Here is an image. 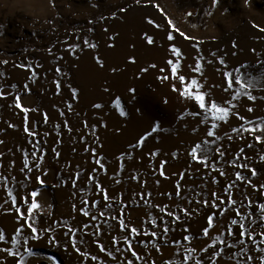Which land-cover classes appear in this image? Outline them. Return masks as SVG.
I'll use <instances>...</instances> for the list:
<instances>
[{
    "label": "rangeland",
    "instance_id": "rangeland-1",
    "mask_svg": "<svg viewBox=\"0 0 264 264\" xmlns=\"http://www.w3.org/2000/svg\"><path fill=\"white\" fill-rule=\"evenodd\" d=\"M261 29L264 0H217L215 6L213 0H0V181H7L6 186L0 184V229L8 237L6 243L0 242V248H11L10 237L22 226L5 187L20 196L38 190L41 205L35 210L40 238L17 245L13 251H18L19 257L0 252V264H13L14 259L24 264H127L129 259L134 264H182L185 255L192 257L189 264L201 257L204 264H212L209 257L214 250L222 252L217 264H260L264 251L259 250L264 244L259 241L264 233L253 234L255 243L247 235L239 237V221L260 220L257 205L264 204V196L253 194L245 200L244 195L254 189L264 191L260 187L264 185V162L259 159L264 155V143L257 144L253 137L259 133L244 132L250 125L230 114L227 122H216L220 126L214 132L219 140L213 145L211 160L197 165L188 151L204 139H213L206 136V130L214 121L209 117L201 124V115H191L199 113V107L182 98L179 91L196 79L209 94L206 102L214 99L219 106H226L224 101H231L237 105L231 111L259 122L264 118ZM169 34L172 40L167 38ZM148 38L153 43L149 44ZM173 47L180 56L171 51ZM169 60L177 66L175 79ZM196 61L202 65V74L194 71ZM234 69L246 85L253 81L252 87L243 90L253 100L242 96L232 101L239 87L235 84L224 91L227 81L223 72L234 77ZM163 76L168 79H161ZM180 76L185 77L183 85ZM173 85L177 91L172 90ZM16 97L21 98L22 107L29 108L27 113L15 107ZM117 100L119 109L114 103ZM95 104L102 107L95 108ZM249 107L252 112L247 111ZM120 111L125 114L121 116ZM234 127L240 131L233 132ZM142 137L147 138L139 146ZM250 143L252 148L247 146ZM215 147L225 155L215 154ZM24 160L32 172L21 171ZM37 163L42 165L40 173L35 170ZM244 164L255 167L258 175L252 177L247 169L234 167ZM237 172L246 179L236 181ZM37 174H41L42 184L35 183ZM212 178L217 182L212 183ZM21 182L26 185L22 190ZM213 191L225 200L215 209L203 204L216 202L210 196ZM229 196L236 200L235 205H229ZM17 204L26 216L24 201L18 199ZM165 205L161 213L159 208ZM180 208L190 215L185 217ZM230 208L241 216L234 211L219 215ZM168 212L179 221L174 222ZM91 215L96 219H90ZM208 216L213 217V227L209 236H204ZM232 219L237 225L231 224ZM120 220L141 233L127 237L137 258L126 251ZM252 227L261 232L256 225ZM228 228L234 236H227ZM69 229L79 252L64 235ZM145 230L156 231L157 236L142 235ZM29 232L23 226L21 241ZM221 234L227 244L235 238L243 239L244 245L237 243L229 249L217 241ZM184 235L190 240H183ZM24 247L30 249L31 256ZM186 247L194 251L186 252ZM202 248L208 252L200 251ZM80 252H87V258ZM245 253L253 259L248 261Z\"/></svg>",
    "mask_w": 264,
    "mask_h": 264
},
{
    "label": "snow or ice",
    "instance_id": "snow-or-ice-1",
    "mask_svg": "<svg viewBox=\"0 0 264 264\" xmlns=\"http://www.w3.org/2000/svg\"><path fill=\"white\" fill-rule=\"evenodd\" d=\"M216 3H217V0H213V6H215ZM148 23L153 24V21L148 20ZM169 25L171 26V21H169ZM157 27H158V25H157ZM261 31H264V29H261ZM180 34L182 36H184L183 33H180ZM167 38L169 40H172L173 39L172 34H169ZM187 38L188 37L185 36V39H187ZM85 43H87V41H85ZM148 43L149 44L153 43V40L151 38H148ZM89 47H95V45H89ZM171 51L173 53H175L177 56L181 55L179 50L176 49L175 47H173L171 49ZM212 55H215V54H212ZM97 63H99V61H97ZM167 63L169 65H171V75H172L173 79H175L176 74H177V66L175 64H173L171 60H169ZM220 63H224V62L220 61ZM153 67H155V65H153ZM160 71L163 72L165 70L161 69ZM194 71L202 74V65L199 63V61H196ZM234 71L236 72V75L234 77H232L231 73H229L228 71L223 72V77L227 81V87L224 89V91L228 92L229 90H232L233 84H235L239 87H238V90H236V94L231 96L232 101L238 100L242 96L246 97L248 100H253L254 97L251 94L243 91L246 87H249V88L252 87L253 81L249 80L247 85H246L245 83L242 82V77L239 74V70L234 69ZM0 75H2V73H0ZM160 78L163 80H167L168 76H163ZM179 79H180V83L183 85L185 83V77L180 76ZM57 86H59V85H57ZM217 87H219V86H217ZM192 89H195V91H192ZM201 89H202L201 84L198 83V81L196 79H192L190 81V83L187 84V86L183 87V89L179 91V95L182 98L186 97L189 100L194 101L195 105H197L199 107L200 112L199 113L193 112V113H191V115H194V116L195 115H201V119H200L201 124H206L209 117L211 118L212 121H214L211 124V127L207 128V130H206V136L213 138V139L211 141L208 139H204L202 142L196 143L195 146L191 147L190 151H188V156L191 158L192 161H194L197 165H205L206 162L211 160L212 154H213V145H215L216 141L219 140V136L216 135V133L214 132V130H217L220 126L216 122H227L230 114L235 116V118L237 120L244 121L246 124L250 125L249 127L243 128L244 132H247L249 135H253L254 133H259L258 135H254V137H253L257 144L264 143V118L259 119V122H256L254 120H245V118L241 117L238 112L231 111V110H234L237 108L236 104H233V103H231V101L226 100V101H224V104L226 106H219L218 103L214 99H212L210 102H206L207 96L209 94L203 92ZM172 90L177 91V88L175 85H173ZM73 98H75V92H73ZM114 103H115L116 108L119 109V101L117 100ZM15 107L20 109V111L23 113H27L29 111V108L21 106V98L20 97L15 98ZM69 107H71V106H69ZM93 107L101 108L102 105L95 104V105H93ZM31 111H35V109H32ZM247 111L252 112L253 109L251 107H249V108H247ZM119 114L121 116H123L125 113L123 111H120ZM9 126L12 127V125H9ZM156 131H157V129L155 127H153L152 132H156ZM232 131L233 132H239L240 130L234 127L232 129ZM25 132H27V134L29 136L33 135V133L28 128H25ZM150 134L151 133H149V135ZM146 138L147 137H142L140 140H138L137 145L142 146V144ZM227 138L229 140L233 139L232 136H228ZM247 146L249 148H252L253 144L250 143ZM53 151H55V150H53ZM214 152H215V154H218L220 157H223L225 155L224 151H222L220 147H215ZM240 152L242 154L243 149H240ZM32 156L35 157L36 153L33 152ZM248 158L251 159V157H248ZM259 159L261 162H264V155H261L259 157ZM97 163L99 164L100 161H97ZM163 163L164 162H162L161 167H163ZM41 167H42L41 163H37L35 165V170L37 173H40ZM234 167H243V168L247 169V171L251 174L252 177H256L258 175V172L255 169V167H249L248 164H244L242 166L236 165ZM23 169H28L29 172L33 171L32 168H29L27 160H24V162H23V168L21 169V171H23ZM197 171H199V169H197ZM43 175H46V173H43ZM161 175H163V172H161ZM220 175H226V172L220 171ZM133 178H135V177H133ZM189 178H191V177H189ZM27 179H28V177L25 176L24 180L26 181ZM34 179H35L36 184H42L43 183V181L41 179V174L35 175ZM245 179L246 178L244 176H242L239 172H237L235 174V180L236 181H241V180H245ZM211 182L216 183L217 181L215 180V178H212ZM0 184H3L6 186L7 181H0ZM73 184H75V181H73ZM251 186L252 185L249 182V187H251ZM25 187H26V185L23 182H21V184L19 185V188L22 190ZM95 187L99 189V188H101V185L96 184ZM260 187H261V189H264V185H261ZM5 191L7 192L8 200L11 201V207L14 208V210H15L16 217H18L19 220L22 221V226L16 227L15 234L11 235V237H10L12 247L11 248H9V247L0 248V252L6 253V255L8 257L16 258V257H19V255H20L18 251H13V249L16 248L17 245H19L21 243L27 244L29 239L32 241H36L40 238L37 235V233L40 231V228H38L37 220L35 218L36 217V211L35 210H38L41 208V205L38 203V199H37L39 196V192H38V190H31V191L25 193L24 196H20L19 193L14 194L13 189H11V188L5 187ZM253 194H258L260 196H264V191L257 192L254 189L253 193L245 194L244 199L245 200L251 199ZM176 195L177 196L180 195L179 191H177ZM210 196H211V198H214L216 202L210 203L209 201H203V204L205 207H210V208L215 209V208L221 207L225 203V200L221 199L218 192H216V191L211 192ZM28 197L31 198L30 202L28 201ZM18 199L24 201V203L26 205V216L22 215L21 207L18 206V204H17ZM107 199H108V195L105 194L104 200H107ZM8 200H6L5 203H7ZM82 203H87V201H82ZM197 203H201V201H197ZM228 203H229V205H235L236 200L232 199L229 196L228 197ZM108 207H111V205H108ZM166 207H167L166 205L164 207H160L159 211L161 213H163L165 211ZM177 207H179V205H177ZM92 208H96V205L93 204ZM257 208H258V211L260 214L259 223L256 220L250 219L248 221V223L246 224L245 221L243 220V218H241V220L239 221V237H244L245 235H247L248 240L253 241V243H255V241L253 240V234L254 233L256 235H261L262 233H264V204L257 205ZM179 210H180V212H182L184 214L185 217H188L190 215L189 211L185 208H180ZM80 211L82 212V214L84 216H86V217L89 216V213L87 211H83V209H81ZM228 211H234L236 216H241V212L236 211L234 208L224 209L219 213V215L225 216L228 213ZM192 212L196 213V209H192ZM167 214L172 218V220L174 222H178L180 219L178 216H176L172 212H168ZM197 214H199V213H197ZM90 219L95 220L96 216L91 215ZM113 219H116V217H113ZM207 221H208V225H207V227H205L203 229L204 236H209V234H210L209 229L213 227V217L208 216ZM150 223H151L153 229H156L158 227L155 219L150 220ZM237 223H238V221L236 219L231 220L232 225H237ZM252 225H256L257 227H259L261 229V232L257 233L255 227H252ZM23 226H26V228L28 230H30V232H29V235L24 237L23 241H21V232L23 230ZM86 226H87V224H85V227ZM119 227H120V231L123 232L125 235L124 244L128 245L126 251L128 253H131V256L133 258H137L138 253L133 250V246L127 237H128V235L137 236L141 233H138V230L136 227L129 228L125 224L124 220L119 221ZM47 231H48V228L44 227L43 232L46 233ZM184 231H187V229H184ZM226 231H227V236H230V237L234 236L233 230L231 228H228ZM168 232H169V228L167 226H165V228L163 229V233L165 235H167ZM64 235L69 237V240L72 243V247L77 249V251L79 252L80 250L78 248V245L76 244V242L74 240H72V235H73L72 229H69L68 232L64 233ZM142 235H144V236L151 235L152 237H155V236H157V232L153 231V232L149 233L147 230H145V231H143ZM7 238H8L7 234L2 229H0V242L6 243ZM216 239L220 243H224L225 246L229 249L235 247L237 243L241 246L244 245L243 239L236 240L235 238H234V242L232 244H227V241L224 239V236L222 234L218 235L216 237ZM183 240L189 241L190 237L188 235H184ZM259 242L261 244H264V238H261ZM112 243L115 244V243H117V241L113 240ZM138 243L143 244V241H138ZM176 243H179V241H176ZM97 247H99L100 252H105V249L103 247H100L99 245H97ZM144 247H145V250H147V246L145 245ZM152 247L155 248L157 252L160 251V248H156V246L154 244L152 245ZM208 247L212 248L213 246L209 245ZM251 250L252 249H249V251H251ZM117 251H120V250L117 249ZM185 251L191 253L194 251V249L186 247ZM200 251L207 253L208 248H202V249H200ZM240 251L241 252L245 251L244 247H242L240 249ZM259 251H264V249H260ZM24 252L28 253L29 256H31V252H30V249L28 247H24ZM238 254L239 253H235L234 255H238ZM80 255L85 257V258H87V256H88L87 252H80ZM106 255L110 256L111 253H106ZM245 255H246V258L248 261H251L253 259L251 256H247L246 253H245ZM221 256H222V252L214 250L211 253V256L209 257V259H211L212 264H217V262ZM91 259L95 260L96 257L93 256V257H91ZM113 259H115V257H113ZM141 259H142V257H141ZM190 259H192V257L190 255L183 256L182 264H189ZM13 264H24V262H23V260H20V259H14ZM127 264H134V260L129 259L127 261ZM152 264H155V261H153ZM164 264H168V262L165 261ZM195 264H204L203 257L196 259ZM260 264H264V257L260 258Z\"/></svg>",
    "mask_w": 264,
    "mask_h": 264
}]
</instances>
